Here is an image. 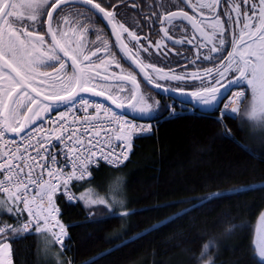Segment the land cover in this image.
<instances>
[{"label": "trees", "instance_id": "1", "mask_svg": "<svg viewBox=\"0 0 264 264\" xmlns=\"http://www.w3.org/2000/svg\"><path fill=\"white\" fill-rule=\"evenodd\" d=\"M245 99L233 119L220 116L221 105L163 117L169 103H160L127 160L70 180L72 202L62 184L54 194L67 247L51 232L8 231L13 264H200L204 249L211 264H264L252 245L264 209V116L252 113L253 125ZM215 193L223 198L199 200ZM100 198L107 205L93 203ZM3 201L0 223L18 229L20 203L0 192Z\"/></svg>", "mask_w": 264, "mask_h": 264}, {"label": "snow or ice", "instance_id": "2", "mask_svg": "<svg viewBox=\"0 0 264 264\" xmlns=\"http://www.w3.org/2000/svg\"><path fill=\"white\" fill-rule=\"evenodd\" d=\"M66 2L67 0H27V2L0 0V138L8 132L16 135L23 133V139L28 141L27 148H33L36 152L35 156L30 155L28 157L32 163L27 164H24L23 154L19 157L20 163H15L18 159L15 151L0 158L3 161L0 162V173L3 174V179H0V192L9 193L10 198H13L15 202L23 203L25 209H29L30 217L19 229L7 225L0 226V264H13L10 245L3 242V235L7 234L8 231L27 233L31 230L33 223H35L37 233L51 232V236L58 240L62 248L67 247L63 244V238L66 236L63 225H60L58 220H55L53 224L54 214L58 211L53 204V196L60 188V176L51 170L49 163H56V153L44 147L47 143L45 137L38 138L36 143L33 144L34 132L29 126L33 125L38 118L42 120L41 112L47 113L50 109L60 111L58 106H63L66 111L69 107L75 108L77 104H80L83 110L87 112L90 101L84 99L80 94L91 93L92 95L103 96L104 92H97L95 87L92 86L95 77L90 76L84 69L77 72L79 55L75 53L83 48V44H80L78 49L74 50L66 43H61V39H65L67 34L62 31L58 17L63 11L62 5ZM182 2L185 7L192 11L193 15H189L187 11H168L162 18L159 14H155L154 18L149 17L146 26L152 28L154 32L155 28L153 26H162L165 36L168 35L167 26L174 29L186 28L187 24L184 22L191 24L194 29L203 31L200 25L205 24V20L197 21L196 17L197 15L204 17L206 10L209 18L208 24L214 30L220 29L219 44L210 49V52L219 53V55L216 57L204 56L203 59L223 61L221 66L216 68L215 74H213V69H205L211 77L208 86L204 87L202 92H192L188 99L182 102L191 104L192 98L195 97L196 105H193L194 108H198L201 104L204 106L215 105L216 110L219 111V106L223 103L228 92H231L234 87L241 88L247 85L245 91L251 93L253 115L255 116L258 107L261 110L260 115L264 116V0H240L239 3H236L235 0H204V2L196 0L195 3L192 0H182ZM82 3L85 8L93 11L96 15L102 14V18L113 25V34L124 50L131 51L129 44L121 41L122 33H128L129 42H135L131 44V47L136 48L137 52L147 53V58L152 59L154 63L159 62L161 56L167 59L163 51L159 55L151 51V42L144 45L142 49L138 48L137 45L140 44L141 38L135 31L130 32L129 28L124 26V23L117 21L113 11H105L101 3L94 4L93 0H82ZM170 3L173 7L178 6L177 0H170ZM225 4L228 5L227 8L224 7ZM108 7L111 8L113 5L108 4ZM218 8L221 11H217ZM21 9L24 11H21ZM48 9H51V11ZM233 12L235 16H233ZM221 15L227 17L224 23L229 26L228 30L233 31L232 43L236 46L235 51L228 53L229 59L226 61L223 57V53L226 51V37L224 35L226 30L223 28L220 19ZM45 23L47 24V31L40 34L45 28ZM233 26L239 27V33L234 31ZM140 30L142 31V29ZM46 35L51 37V49H47L45 45ZM58 35L61 39H57ZM100 35V33H97L98 39ZM144 39L147 40L148 37L145 36ZM208 39L211 40L212 37L209 36ZM156 47L159 49L161 45L157 43ZM42 48H45V50L41 51ZM99 51L100 46L97 45L92 55H96ZM70 52L74 53L71 57L73 75L65 80L59 76V73L65 69V63L60 53H63V56H69ZM125 58L131 59L130 56ZM83 60L89 63L92 62L91 57L88 55H83ZM116 63L119 67V61H116ZM57 64L59 65L58 68L56 67ZM42 68H51L56 75L54 76L53 73L48 71H41ZM157 71L162 72L163 70L157 69ZM227 74H231V76ZM65 76H67L66 73ZM37 77H41V79L38 80ZM160 78H174L178 81L183 79L180 75H174V77L161 75ZM104 79L106 80L108 77L105 76ZM123 79L136 84L134 76L123 77ZM146 79L151 82V77H146ZM221 79H226L227 83L222 84ZM57 85H59V90H56ZM156 86L157 88L161 87L159 84ZM44 88L52 89V91H42ZM221 89H224V91H221ZM162 90L172 91L173 89ZM41 95H43V101L39 100ZM108 98L112 99L111 96ZM244 98L245 92H237L234 97V99L240 101H243ZM130 99L136 101L130 105L133 110L138 111L140 114L149 112L150 105L143 103L135 95L131 96ZM113 103H116V101L113 100ZM232 103L233 101L230 100L228 105L224 106L223 112L220 113L222 118H235L237 108L232 107ZM33 105L37 107L33 108ZM117 107H123V104H117ZM95 108L99 113L101 106L96 104ZM103 111L108 113L111 110L104 108ZM94 119V117L86 116L84 121L88 123ZM60 120H66L64 111H60ZM112 122L116 123L115 138L125 142V149L118 154L113 151L105 153L103 149H100L101 159L106 160L113 166H118L128 158L126 153L131 149L132 135L138 132H148L151 129L150 127L145 128L132 124L115 113L112 114L109 124ZM218 122H220L219 119ZM55 123L57 128H62L59 121ZM91 127L96 128V124L92 123ZM55 131L56 129H53V132ZM63 131L67 132V135L61 134L56 136L55 139L65 142L66 151L64 156L66 160L69 158V153H72L74 168L71 175L64 179L62 185L64 192L69 193L68 182L70 180L83 179L89 175L88 166L93 162L95 149L94 146L87 147L82 139L83 135L89 131L88 128H85V132L79 135L67 128H63ZM102 132L105 136L108 135L105 129H97L94 136L100 137ZM91 143V140L87 142V144ZM55 147L57 145L53 144L52 148ZM27 148L25 151H27ZM82 148L87 152V156L84 158H80ZM16 151H19V149L17 148ZM38 166L47 170V175L55 178L56 182L54 183L51 179L44 180L42 173L33 175ZM25 167L27 171H25ZM30 184L38 186L41 202L43 203L45 200L47 202L48 214L43 217V225L29 208L27 193ZM10 188L14 191L10 192ZM220 198H223V194L215 193L211 197H201L199 200L208 203L212 199ZM74 199L73 195H68L69 202ZM93 203L107 205V201L103 198L93 201ZM4 204H6V201L0 202V207H3ZM8 211L11 212L12 209L9 208ZM124 214L127 215L128 213ZM171 219L170 217L169 222ZM163 223L161 222V225ZM56 226L59 227V232L52 231V228ZM157 227V225H153L152 230ZM120 239L122 240V237ZM119 246H123V243ZM205 247H208V245H205ZM255 251L258 253L260 260L264 262V236L257 241ZM95 259L86 261L85 264H95Z\"/></svg>", "mask_w": 264, "mask_h": 264}, {"label": "flooded vegetation", "instance_id": "3", "mask_svg": "<svg viewBox=\"0 0 264 264\" xmlns=\"http://www.w3.org/2000/svg\"><path fill=\"white\" fill-rule=\"evenodd\" d=\"M17 2H27V0H17ZM193 3L196 0H192ZM204 2V0H201ZM239 3L240 0H235ZM93 3H101V6L105 8V11H113L116 15V20L124 23V26L129 28V31H135L141 38L138 48L142 49L144 45L150 44L151 51L159 55L161 51L167 56H161L159 62H155L152 59L147 58V53L143 51L137 52L136 48H132L129 42L128 33H122L121 41L129 44L131 51L124 50L121 44H118L116 36L110 27L112 24L107 25L101 15H96L93 11L83 6L82 0H67L62 5L63 11L60 13L58 20L60 27L64 33L67 34L65 39H61L58 35L57 39H61V43H66L72 49H78L80 44H83V48L77 51L75 54L79 55L77 61V72L80 69H84L90 76L96 79L92 81V86L95 87L97 92L103 91L104 97L114 104H123L124 106H130L132 101L131 96L135 95L142 101H156L158 105L160 103H183L188 96L194 91H201L206 86L211 77L205 71V69H213L215 74L216 68L220 67L223 61L204 60V56L216 57L219 53H212L210 49L213 46L219 44V32L220 29H212L208 24L209 18L207 17V11L205 10V16L201 17L197 15V21L204 19L205 24H201L200 28L203 31L194 29L191 24H187L186 28L174 29L171 26L168 27V35L165 36L162 26H153L155 32L149 26H146V21L149 17L154 18L155 14H159L161 18L166 15L168 11H187L189 15H193L192 11L184 6L182 0H177V5L173 7L170 0H93ZM108 4H112L113 7H108ZM228 7L227 4L224 5ZM243 7V5H241ZM51 11V9H48ZM21 11H24L21 9ZM221 11V9H217ZM55 16V13H54ZM233 16L235 13L233 12ZM46 19V18H45ZM223 28L226 30L224 35L226 37V51L223 53L224 61L229 59L228 53L236 50V46L233 45V31L228 30L229 26L224 23L227 19L224 15L220 16ZM83 25V27H81ZM207 25V26H206ZM55 26V25H54ZM142 29V31L140 30ZM236 33H239L240 29L237 26H233ZM47 31V24L45 28L40 32L44 34ZM97 33H100V38H97ZM148 37L147 40L144 37ZM212 39L209 40L208 37ZM170 37V39H169ZM159 43L161 48H157L156 44ZM45 45L47 49H51V37L45 36ZM100 46V51L96 55H92L95 52L96 46ZM42 48L41 51H44ZM82 52V54H80ZM73 52L69 53V56L60 55L65 63V69L59 73V76L63 79H67L73 75V67L71 57ZM83 55L91 57V63L83 60ZM131 57L126 59L125 57ZM199 57V59H198ZM102 58V59H98ZM116 61H119L120 66L117 67ZM194 61V62H193ZM92 65L101 66L99 75L102 70L109 69L110 71H119L124 73V76L114 75L104 79L99 77L93 70ZM58 68L59 65L57 64ZM162 69L163 71H157ZM41 71H48L53 73L51 68H42ZM65 73L67 76H65ZM55 76L56 73H53ZM161 75L172 76L180 75L183 79H161ZM231 76V74H227ZM134 76L136 84H132L129 80L123 79V77ZM146 77H151L149 82ZM41 79V77H37ZM222 84H226V79H221ZM157 84L161 87L157 88ZM173 89L172 91H166L162 89ZM245 85L241 88H233L232 91L244 92ZM59 90V85L57 89ZM42 91H52V89L44 88ZM224 91V89H221ZM228 92L226 98L231 94ZM159 93V94H158ZM86 95L85 93H81ZM35 95V94H33ZM111 96L112 99L108 97ZM43 101V95L39 98ZM192 103H196V98H192ZM191 103V104H192Z\"/></svg>", "mask_w": 264, "mask_h": 264}, {"label": "built area", "instance_id": "4", "mask_svg": "<svg viewBox=\"0 0 264 264\" xmlns=\"http://www.w3.org/2000/svg\"><path fill=\"white\" fill-rule=\"evenodd\" d=\"M84 99H88L90 101L89 106L87 108V112L83 110L80 104H77L75 108L69 107L66 111L63 108V106H58L60 108V111H64V115L66 117V120L61 121L60 120V111H51L49 114H47L42 120H38L33 125H30L29 127L33 130L34 136L32 139V143L35 144L36 140L40 137H45L47 139V143L44 145V147L48 148L50 151H53L56 153V163H49V167L53 172H56L60 176L59 184L63 185L64 179L71 175L74 165L72 163V153H69V158L66 160L64 156V152L66 151L65 142L63 141H57L55 139L56 136H60L61 134L67 135V132L63 131V128H67L69 131L76 132L77 135L80 133L85 132V128H88L89 131L85 133L82 137L87 147H93L95 149L94 156L92 158L93 162L88 166V172L90 168L98 166L100 164H104L109 167H117L109 164L106 160L101 159V151L100 149H103L105 153L113 151L114 153L118 154L122 150L125 149V142L117 140L115 138L114 132L116 130V123L112 122L109 124V120L111 119V116L113 113H115L117 116L122 117L123 120H126L132 124L140 125L142 127L152 129V124L154 121H147L143 120L134 116H131L130 114H127L126 112L113 108L108 103L89 96L81 95ZM99 104L101 106V110L99 113L97 112L95 105ZM104 108H109L111 111L108 113H105L103 111ZM185 110V105L180 103H170L168 106V109L166 111L165 116L167 115H173L177 112H182ZM86 116L94 117L95 119L85 123L84 118ZM59 121L62 125V128H57L56 123ZM75 121V123H73ZM92 123L96 124V128H92ZM53 129H56L55 132H53ZM97 129H105L108 132V135L105 136L102 132L100 137H95L94 132ZM151 131V130H150ZM148 132H138L134 133L132 135V140L135 136L142 135L149 133ZM51 133V135H49ZM91 140V144H87V142ZM56 144L57 147L52 148V145ZM28 141L23 139V133L20 135L16 134H10L9 132L5 134L4 137L0 138V158L8 155L11 152H16L17 161L15 163H20L19 157L21 154L24 156V164L32 163L31 160L28 159V157L35 156L36 152L33 148H27ZM19 149V151H16V149ZM27 148V151L25 149ZM129 151H127V156L129 154ZM87 156V152L82 148L80 152V158H84ZM0 162H3L2 159H0ZM124 162V161H123ZM121 165V164H120ZM118 165V166H120ZM23 166V165H22ZM25 171H27V168L25 167ZM42 173L44 180H53L55 183V178L49 177L47 175V170L41 169L39 166L35 169V172L33 175ZM88 176V175H87ZM86 177V176H85ZM0 179H3V174L0 173ZM68 188L70 190L69 193H65L68 196L69 194L73 195L75 198V194L73 190L70 187V181L68 182ZM14 191V189L10 188V192ZM59 191V190H58ZM57 191V192H58ZM27 196L29 198V208L30 210L36 214L37 218L40 219L41 225H43V217L48 214V208L46 206L47 202L46 200L42 203L39 196V188L35 184L29 185V190L27 193ZM53 204L55 208L58 210L57 205L55 204L54 196H53ZM22 210L24 211L25 217L22 221H20L17 224L18 229L21 228L22 225L25 224L26 221L30 219L29 217V209H25L23 203H20ZM59 214V210L57 213H55V219L53 220V224L55 223V220H57ZM6 224L0 223V226H5ZM35 223H33L31 229L35 228ZM57 229L56 227L52 228V231H55ZM59 232V230L55 231ZM55 240L58 242V240L55 238ZM59 243V242H58ZM60 244V243H59Z\"/></svg>", "mask_w": 264, "mask_h": 264}, {"label": "rangeland", "instance_id": "5", "mask_svg": "<svg viewBox=\"0 0 264 264\" xmlns=\"http://www.w3.org/2000/svg\"><path fill=\"white\" fill-rule=\"evenodd\" d=\"M93 70L95 71L96 75H98L99 77H112L114 75H118V76H124L125 74L119 71H110L109 69H104L101 71L100 75L99 72L100 70H98L101 66L99 65H92ZM245 87L247 88V85H245ZM245 92V100H247V103H250V107H252V109H250V113L249 116H252L253 113V102L251 99V93L250 92ZM237 93V91H232L231 94L226 98L225 102L221 104V108H220V113L223 112L224 110V106L228 105L229 101H233L232 103V107L237 108L239 107L241 101L239 99H234L235 94ZM140 99V98H139ZM141 100V99H140ZM136 101H132V103H135ZM143 103L150 105V110L147 114H140L138 111H135L131 108V106H129L128 108H126V112L129 113L131 116L137 117V118H141V119H150L152 117H154L158 111V103L156 101H146L143 100ZM131 103V104H132ZM186 104V103H185ZM187 106H185V109L187 111H192L194 109L193 105H196V103H192V104H186ZM33 108H36V105L32 106ZM200 109L202 110H212L214 109L216 106L212 105V106H204V105H199L198 106ZM52 110L50 109L47 113L41 112V117L42 119L51 112ZM261 110L257 107L256 113L255 114H260ZM30 115V114H29ZM40 120L39 118L36 119V122ZM251 122L253 125H255V118L252 116L251 117ZM147 134V133H146ZM10 200H14L12 198H10ZM262 217H264V209L259 213L257 220L254 224V228H253V236H252V245H253V251L255 256L257 257L258 260H260L258 253L255 251V246L257 241L264 236V219H262ZM199 262L200 264H211V261H209L207 253H206V249H204L203 253L201 254V256H199ZM261 261V260H260Z\"/></svg>", "mask_w": 264, "mask_h": 264}, {"label": "water", "instance_id": "6", "mask_svg": "<svg viewBox=\"0 0 264 264\" xmlns=\"http://www.w3.org/2000/svg\"><path fill=\"white\" fill-rule=\"evenodd\" d=\"M101 16H102V14H100ZM104 19V18H103ZM105 20V22H106V24L107 25H109L110 23H108L107 22V20L106 19H104ZM110 29L113 31V27H110ZM114 32V31H113ZM86 95H89V96H92V97H96V98H100V99H102V100H104V101H106L107 103H109L110 105H112L113 107H115V108H118V109H121V110H126V108H128V106H124L123 105V107H117V104H114V103H110L104 96H98V95H92L91 93H85ZM10 134H15V133H12V132H9Z\"/></svg>", "mask_w": 264, "mask_h": 264}]
</instances>
